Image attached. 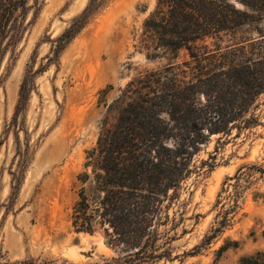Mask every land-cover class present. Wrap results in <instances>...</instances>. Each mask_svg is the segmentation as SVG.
Instances as JSON below:
<instances>
[{
  "label": "rangeland",
  "instance_id": "obj_1",
  "mask_svg": "<svg viewBox=\"0 0 264 264\" xmlns=\"http://www.w3.org/2000/svg\"><path fill=\"white\" fill-rule=\"evenodd\" d=\"M28 5L23 37L0 66V261L99 263L115 254L103 231L76 232L70 219L85 151L95 145L102 124L114 121L116 100L137 72L161 67L174 55L166 51L148 59L139 46L142 23L155 0H29ZM85 10L86 22L54 52L56 39ZM251 32L246 26L238 35ZM206 42L214 48V40ZM228 43L225 38L221 46ZM174 60L190 59L180 50ZM26 76L29 94L14 123ZM254 112L259 124L239 137L214 134L198 146L195 164L210 162L213 155L215 166L192 174L171 205L169 214L183 212L184 221L171 245L172 260L164 264H242L244 257L264 258V93ZM238 169L232 224L204 245L221 210L218 194H225L222 187L234 182L226 179Z\"/></svg>",
  "mask_w": 264,
  "mask_h": 264
},
{
  "label": "trees",
  "instance_id": "obj_2",
  "mask_svg": "<svg viewBox=\"0 0 264 264\" xmlns=\"http://www.w3.org/2000/svg\"><path fill=\"white\" fill-rule=\"evenodd\" d=\"M28 2L0 0V66L8 50L23 37ZM86 18L85 10L72 21L56 39L54 52L74 36ZM246 26L251 35L239 36ZM225 38L229 43L221 46ZM208 39L214 40V48L208 47ZM138 42L148 59L166 51L174 56L161 67L137 72L116 100L119 112L114 121L102 124L95 145L85 151L71 226L76 232L101 229L115 252L94 264H164L172 260L171 245L180 236L177 228L184 216L178 210L169 214V209L179 201L181 186L192 174H199L204 166H215L213 155L210 162L195 164L198 146L214 134H220L219 139L236 138L259 124L254 111L257 97L264 93V0H155ZM180 50L186 51L189 62L174 60ZM29 90L26 76L20 85L14 123ZM169 140L172 145L167 144ZM241 175L238 169L226 179L234 182L227 189L222 187L225 194L219 192L221 210L204 245L232 224ZM185 233L182 228L180 234ZM0 264L72 263H37L29 258ZM242 264H264V258L260 254L244 257Z\"/></svg>",
  "mask_w": 264,
  "mask_h": 264
}]
</instances>
